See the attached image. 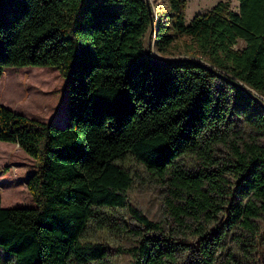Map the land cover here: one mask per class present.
<instances>
[{
    "label": "trees",
    "instance_id": "16d2710c",
    "mask_svg": "<svg viewBox=\"0 0 264 264\" xmlns=\"http://www.w3.org/2000/svg\"><path fill=\"white\" fill-rule=\"evenodd\" d=\"M185 1L154 15L151 62L145 0H0V79L56 67L67 81L65 125L0 103V141L38 164L35 206L0 194V264H104L85 237L115 226L136 264H264V0L190 23ZM128 160L164 188V223L128 204Z\"/></svg>",
    "mask_w": 264,
    "mask_h": 264
},
{
    "label": "rangeland",
    "instance_id": "374dc122",
    "mask_svg": "<svg viewBox=\"0 0 264 264\" xmlns=\"http://www.w3.org/2000/svg\"><path fill=\"white\" fill-rule=\"evenodd\" d=\"M184 17L190 23L197 14L211 10L219 2L229 4L231 10L239 11V0H186ZM153 13L168 10V0H150ZM146 52L151 50L155 58H164L158 51L155 35L151 28L145 36ZM184 39L179 41L182 45ZM245 41L239 40L235 46L242 49ZM155 46V47H154ZM184 57L183 54L169 55L165 58ZM66 79L56 67H8L0 79V103L13 110L44 122L65 125L67 121ZM189 160V159H188ZM126 167L133 174L134 182L129 189L128 204L136 208L150 220L165 222V190L162 186L148 179L139 164L128 160ZM38 168L37 162L27 155L18 144L0 141V194L2 206L21 207L35 206L27 189V180ZM121 225L135 223L131 212L125 208L114 212ZM115 227L104 231L89 230L87 240L105 245L108 258L104 264H136L129 249L136 243L130 234ZM5 253L0 247V259Z\"/></svg>",
    "mask_w": 264,
    "mask_h": 264
},
{
    "label": "water",
    "instance_id": "95a60500",
    "mask_svg": "<svg viewBox=\"0 0 264 264\" xmlns=\"http://www.w3.org/2000/svg\"><path fill=\"white\" fill-rule=\"evenodd\" d=\"M146 1V4L148 6V9H149V13H150V16H151V34L155 35V39H156V26H155V18H154V13H153V9H152V6H151V3H150V0H145ZM147 56H148V59L151 61V62H154L156 60H160L162 61L163 58H155L154 56H152V53H151V50H148L147 51ZM257 97V96H256Z\"/></svg>",
    "mask_w": 264,
    "mask_h": 264
},
{
    "label": "bare ground",
    "instance_id": "6f19581e",
    "mask_svg": "<svg viewBox=\"0 0 264 264\" xmlns=\"http://www.w3.org/2000/svg\"><path fill=\"white\" fill-rule=\"evenodd\" d=\"M155 47V46H154Z\"/></svg>",
    "mask_w": 264,
    "mask_h": 264
}]
</instances>
